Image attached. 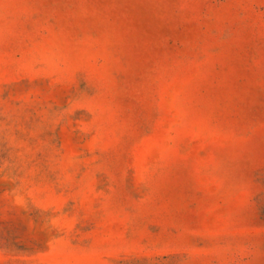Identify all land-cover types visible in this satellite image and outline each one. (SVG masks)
<instances>
[{"label": "rangeland", "instance_id": "obj_1", "mask_svg": "<svg viewBox=\"0 0 264 264\" xmlns=\"http://www.w3.org/2000/svg\"><path fill=\"white\" fill-rule=\"evenodd\" d=\"M0 264H264V0H0Z\"/></svg>", "mask_w": 264, "mask_h": 264}]
</instances>
